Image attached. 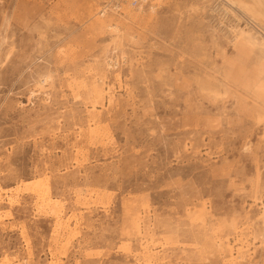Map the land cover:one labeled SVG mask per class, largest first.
<instances>
[{
    "label": "rangeland",
    "instance_id": "obj_1",
    "mask_svg": "<svg viewBox=\"0 0 264 264\" xmlns=\"http://www.w3.org/2000/svg\"><path fill=\"white\" fill-rule=\"evenodd\" d=\"M107 1L0 0V264H264V26Z\"/></svg>",
    "mask_w": 264,
    "mask_h": 264
},
{
    "label": "bare ground",
    "instance_id": "obj_2",
    "mask_svg": "<svg viewBox=\"0 0 264 264\" xmlns=\"http://www.w3.org/2000/svg\"><path fill=\"white\" fill-rule=\"evenodd\" d=\"M227 2H230L232 7L235 6L238 10H240L251 23L256 25L261 24L264 26V0H249V2L246 0H228Z\"/></svg>",
    "mask_w": 264,
    "mask_h": 264
},
{
    "label": "built area",
    "instance_id": "obj_3",
    "mask_svg": "<svg viewBox=\"0 0 264 264\" xmlns=\"http://www.w3.org/2000/svg\"><path fill=\"white\" fill-rule=\"evenodd\" d=\"M126 4L136 10L144 7H148L150 10L152 9V7L146 3V0H109L101 10V16L122 13V8Z\"/></svg>",
    "mask_w": 264,
    "mask_h": 264
}]
</instances>
